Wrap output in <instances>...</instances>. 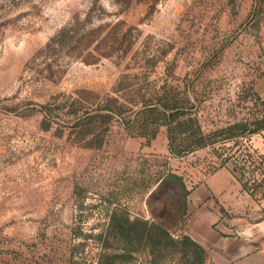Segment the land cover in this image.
Listing matches in <instances>:
<instances>
[{"label":"rangeland","instance_id":"obj_1","mask_svg":"<svg viewBox=\"0 0 264 264\" xmlns=\"http://www.w3.org/2000/svg\"><path fill=\"white\" fill-rule=\"evenodd\" d=\"M165 97L206 133L260 117L264 0H0V264H97L124 247L113 214L179 242L190 194L219 178L213 229L262 264L264 130L173 156L162 116L132 112ZM160 243L110 264L188 261ZM224 250L204 264H253Z\"/></svg>","mask_w":264,"mask_h":264},{"label":"trees","instance_id":"obj_2","mask_svg":"<svg viewBox=\"0 0 264 264\" xmlns=\"http://www.w3.org/2000/svg\"><path fill=\"white\" fill-rule=\"evenodd\" d=\"M194 108L195 105L193 104L186 106L180 104L177 98L165 97L163 100L162 98L158 99L157 102L142 101L137 105V110L132 112L135 113V117L145 114L155 116V121L158 114L162 116L163 126L166 127L167 132L168 150L173 156H183L198 149L213 147L218 142V138L220 142L226 143L239 137H251L264 130L263 109L260 117L253 116L251 119L236 122L224 128L206 133L199 124L197 114L193 112ZM112 112L115 113V111ZM155 135L156 129L152 131L151 139H154ZM174 178H176L174 175H170L168 178H164L161 184L163 185L165 181ZM108 229L115 233L124 247L121 253L116 255L110 256L103 253L97 264H110L115 258L130 262L135 258L137 252L136 246L141 241L149 242L154 239L159 245L161 244L160 241L164 238H167L175 248L179 246L185 252L188 258L185 264H204L206 261V251L202 246L187 235H183L179 242H175L165 231L163 225L157 222L143 221L140 219L131 220L128 217L116 219V214H113L110 218ZM151 246H153V243ZM102 248L105 249V245ZM156 250L158 251V257H161L163 249L159 246ZM192 259L193 263L189 261Z\"/></svg>","mask_w":264,"mask_h":264},{"label":"crops","instance_id":"obj_3","mask_svg":"<svg viewBox=\"0 0 264 264\" xmlns=\"http://www.w3.org/2000/svg\"><path fill=\"white\" fill-rule=\"evenodd\" d=\"M210 180L211 183H209L208 179L190 194L191 205L195 208L191 211L193 216L186 224V235L206 250L210 244L222 243L225 253L237 258L248 257L249 263L256 264L255 256L257 253H255V246L248 239H225L220 236L221 230L218 232L214 231L213 227H216V224L220 221L219 213L215 206V199L221 196L220 191L222 188L219 185L220 178L216 182L212 179ZM259 253L261 254L262 264H264V251Z\"/></svg>","mask_w":264,"mask_h":264}]
</instances>
